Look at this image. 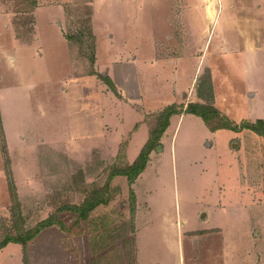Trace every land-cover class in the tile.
<instances>
[{"label":"rangeland","instance_id":"374dc122","mask_svg":"<svg viewBox=\"0 0 264 264\" xmlns=\"http://www.w3.org/2000/svg\"><path fill=\"white\" fill-rule=\"evenodd\" d=\"M31 1L0 0V239L13 223H52L1 249L0 264H264V138L252 130L212 133L198 116H174L134 184L109 177L140 152L144 111L183 102V92L207 102L211 91L236 124L264 119V0H124L116 16L97 0L95 66L89 5ZM60 4L66 34L80 40L70 49ZM246 35L253 50L241 46ZM132 54L117 66L124 94L113 63ZM105 184L106 203L86 218L62 208ZM178 216L185 229L221 230L179 246L163 222Z\"/></svg>","mask_w":264,"mask_h":264},{"label":"trees","instance_id":"16d2710c","mask_svg":"<svg viewBox=\"0 0 264 264\" xmlns=\"http://www.w3.org/2000/svg\"><path fill=\"white\" fill-rule=\"evenodd\" d=\"M35 6L37 2L35 0L31 1ZM36 7V6H35ZM34 7V8H35ZM87 14H90V8L87 11ZM90 35L92 36V30L89 25ZM81 38L85 36L84 31H79ZM66 37L70 41H76L74 35L66 34ZM92 38V37H91ZM80 41V40H77ZM76 41V43H77ZM86 42L82 40V44ZM93 51L90 53V60L92 63L95 61L94 57V45L91 43ZM104 80H106L110 85L113 86L112 81L108 76H104ZM202 96H208L207 102L200 101H191L186 105L172 103L165 106L163 109L156 113H152L146 117V121L149 125V137L143 147L141 148L136 159L124 166L116 167L110 172L109 177L113 175H125L127 177L128 184L131 186L135 179L140 175V173L144 170L149 160L150 153L152 150L156 149L161 144V138L166 129L170 124V118L174 114L179 113H192L202 118V120L206 123V125L211 130H216L220 128H228L234 130H241L243 128H247L258 134L259 136L264 138V119H257L255 121H243L241 124H236L231 121L225 114H223L214 104L213 100H211V91L206 94H202ZM0 134L3 135V123L0 113ZM2 146H6L4 137H1ZM7 154V153H6ZM8 157V155H6ZM9 187L10 194L14 204V211L17 215H20V204L18 202L17 194L15 192V188L13 183L9 179ZM107 186L106 184L103 187H98L91 189L87 192L85 198L82 200L80 204L66 205L62 207L64 210H70L79 215L80 218H86L87 215L96 210V208L101 203H106V200L103 198L106 192ZM132 190V188H131ZM132 196H134L133 190L131 191ZM52 223V217L45 219L41 223L37 224L34 227L29 229H24L23 226H19L18 223H13V228L8 229L5 235L0 239V250L5 248L10 243L22 244L26 245L28 241L32 240L35 235L41 230L44 225H50Z\"/></svg>","mask_w":264,"mask_h":264},{"label":"crops","instance_id":"0c3cea01","mask_svg":"<svg viewBox=\"0 0 264 264\" xmlns=\"http://www.w3.org/2000/svg\"><path fill=\"white\" fill-rule=\"evenodd\" d=\"M67 2H70V3H74V2H79V3H81V2H83V3H85V4H88L89 5V7H90V14L88 15V20H89V23H90V28H91V30H92V40H93V45L95 46V44H94V38H95V36H96V30H95V28H94V19H95V16H96V12H95V10H94V4L96 3V1L97 0H66ZM128 1L129 0H127L126 1V3H128ZM62 2V1H61ZM106 3L107 4H110V6L108 7V10L106 11V14L108 15V16H116V15H118L119 13L121 14V13H125L126 11H124V12H122V9L120 10V12H119V10L115 7L116 5L115 4H117V3H121V8H122V5H123V3H124V0H106ZM76 4H78V3H76ZM260 7H264L263 5H259ZM56 15H58V20L60 21V24H61V29H62V34H63V37L65 38V40H66V43H67V45L69 46V49H70V45L72 44L71 43V41L70 40H68L67 39V37H66V30H67V27H66V19H65V21H64V9H63V5L62 4H60L59 6H57V10H56ZM108 18H114V17H108ZM247 36V35H246ZM114 34L113 33H110V35H109V39H110V41H113L114 39ZM247 38H248V36H247ZM252 43H253V41L250 39V38H248V43H245V44H243V45H241L242 47H243V49L244 50H248L249 48L251 49L252 47H251V45H252ZM242 49V50H243ZM252 50H253V48H252ZM70 52H71V50H69ZM255 51V50H254ZM176 55V54H175ZM94 57H95V50H94ZM136 60H138V54H132V56L130 57V58H127L126 60H120V61H114V68H113V75H112V78H113V80L115 81V83H116V85L118 86V88L120 89V90H122V92L125 94V86H124V84H122V76H121V74H120V72L118 71V69H117V66H129V65H131L132 63H133V61H136ZM171 62V61H170ZM94 66H95V61H94ZM73 71V70H72ZM101 69H100V71H99V73H101ZM108 72H109V69H107L105 72H103L102 73V75H104L105 74V76L108 74ZM72 74V73H71ZM91 77H93V76H91ZM90 77V78H91ZM183 95H184V97H186V100L185 101H183V102H180V103H178V102H174V103H177V104H179V105H181V104H184V105H186L188 102H191V101H197V100H191L190 98L188 99V97L190 96L189 95V93H188V95H187V93H185V92H183ZM192 97V96H191ZM200 102H202V101H200ZM172 104V103H171ZM169 105V104H168ZM167 106V105H166ZM165 107V106H164ZM163 107V108H164ZM217 107V106H216ZM162 108V109H163ZM218 108V107H217ZM158 111H160V109H158L157 111H144V114H142L143 116H142V118H143V122H144V124L146 123V125L148 126V122L146 121V117L148 116V115H150V114H152V113H156V112H158ZM223 114L225 113V114H227L228 113V111L229 110H226V111H223V110H220ZM186 114H192V113H185V112H183V113H179V114H174V115H172L171 116V118H170V123H171V119L174 117V116H179V120L181 119V117H185L186 116ZM193 115H195V114H193ZM195 116H197V115H195ZM199 117V116H198ZM199 118H201V117H199ZM202 119V118H201ZM243 119V118H242ZM257 120V119H256ZM86 121L87 122H89V120L87 119V116H86ZM255 121V120H254ZM204 122V121H203ZM205 123V122H204ZM87 125H89V124H87ZM205 125H206V123H205ZM90 126L92 127L91 128V131H89L90 133H94L95 131H96V129L94 130V125L93 124H91L90 123ZM135 127H137V125L135 126ZM169 127H170V124H169V126H168V128L166 129V131L164 132V134L162 135V138H161V141L163 140V138L164 137H166L167 135V131H168V129H169ZM206 127L210 130V132H212V133H214V132H217L218 130H220V129H222V128H220V129H216V130H211L207 125H206ZM148 129H149V126H148ZM148 137H149V132H148V136L146 137V139H145V142L147 141V139H148ZM172 137H174V134H173V136ZM233 138H236V137H231V139H233ZM263 138V137H262ZM145 142H144V144H145ZM233 143V142H232ZM143 144V145H144ZM143 147V146H142ZM233 147H235L236 148V143L234 144V146ZM117 154H119V152H117L116 153V155ZM139 154V153H138ZM151 154V153H150ZM115 155V156H116ZM138 156V155H137ZM125 157V159H126V161H127V163L128 164H130L129 162H128V160H127V158H126V156H124ZM136 159V158H135ZM132 163V162H131ZM146 168V167H145ZM144 168V169H145ZM144 172V170L140 173V175L142 174ZM139 175V176H140ZM138 176V177H139ZM137 177V178H138ZM136 178V179H137ZM136 179H135V181H136ZM135 181H134V183H135ZM128 182V181H127ZM133 183V184H134ZM250 187H251V189L253 188L251 185H250ZM253 191V190H252ZM251 195V194H250ZM252 199H253V194H252ZM135 207H136V200H135ZM165 212H166V210H165ZM165 212H164V216L163 217H165ZM167 215V214H166ZM205 218H207V214H205V213H202L201 214V219H205ZM165 219V218H164ZM163 222H165V225H166V227L167 228H173L172 229V232L174 233H176V236H177V240H178V245L179 246H181L182 245V243H181V241H182V239H184L185 237H189V238H193V237H195V235H197L198 233H203V234H206V235H209V234H211V233H217V232H220V230H221V228H219V227H217V228H210V229H207V228H197L198 226H194V228L193 229H185L184 227H185V225H186V223H185V221H184V219L183 218H181V217H177V219H176V221H174L173 223L172 222H170L169 221V219H168V217H166V219L165 220H163ZM216 230V231H215ZM153 264H158V262H155V263H153Z\"/></svg>","mask_w":264,"mask_h":264}]
</instances>
